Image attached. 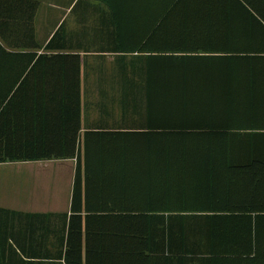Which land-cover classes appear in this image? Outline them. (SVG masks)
<instances>
[{
  "label": "trees",
  "instance_id": "obj_1",
  "mask_svg": "<svg viewBox=\"0 0 264 264\" xmlns=\"http://www.w3.org/2000/svg\"><path fill=\"white\" fill-rule=\"evenodd\" d=\"M225 1L169 0L152 32L219 31L206 19L220 16ZM39 7L36 0H0V164L76 159L71 215L54 231L18 232L13 213L0 208V264H237L240 255L254 261L264 213V124L226 117L264 113V90L193 88L204 57L192 56L190 42H169L183 47L135 56L132 75L146 82L147 112L164 118L163 132L113 139V148L94 147L86 137L82 152L80 57L37 54ZM152 43L134 42L129 50L150 53ZM209 59L210 75L237 77L232 58ZM13 64L15 77L2 70ZM46 67L57 71L38 72ZM46 79L54 83L45 86ZM112 158L162 167L149 170L148 186H135L132 214H83L81 161ZM52 235L54 255L42 247ZM243 243L250 249L240 250Z\"/></svg>",
  "mask_w": 264,
  "mask_h": 264
},
{
  "label": "crops",
  "instance_id": "obj_2",
  "mask_svg": "<svg viewBox=\"0 0 264 264\" xmlns=\"http://www.w3.org/2000/svg\"><path fill=\"white\" fill-rule=\"evenodd\" d=\"M36 1L40 5L35 20L40 47L37 54L80 57L82 152L86 137L94 147L110 145L113 148V139L163 132L160 122L164 118L147 112L146 82H135L132 75L135 56L156 55L167 45L168 48L183 47L169 42H190L192 56L204 57L203 62L197 63L193 88H219L227 92L232 88L240 90L242 95L250 89L260 93L264 90V0L222 2L220 16L206 19V25L219 23V31L192 33L152 32L164 21L162 16L170 7L169 0H113L111 4L96 0ZM134 42H153L152 51L132 53L129 49ZM49 45L52 48L47 49ZM212 57L225 58L227 62L232 58L230 66L236 68L237 77L231 81L221 74L216 75V80L210 75L213 64L209 58ZM2 70L13 73L14 77L19 71L15 64L12 69ZM53 71L57 70L50 67L38 70L40 74ZM128 73L130 80L125 79ZM41 83L50 86L48 83L54 81L46 79ZM226 119L262 125L264 113L232 115ZM159 167L162 166L113 158L82 160L78 173L83 214H132L135 186H148V178L153 173L149 170ZM77 168L76 159L0 164L1 175L11 171L13 174V198L0 197V208L13 213L16 231L29 226L39 233L42 228L54 231L64 217L71 215ZM260 216V243L250 253L255 259L250 261L240 255L237 264H264V213ZM42 247L54 255L53 235ZM250 247L244 243L238 245L240 250ZM20 257L25 259L23 255Z\"/></svg>",
  "mask_w": 264,
  "mask_h": 264
},
{
  "label": "rangeland",
  "instance_id": "obj_3",
  "mask_svg": "<svg viewBox=\"0 0 264 264\" xmlns=\"http://www.w3.org/2000/svg\"><path fill=\"white\" fill-rule=\"evenodd\" d=\"M11 171V170H10ZM0 197L13 198V174L4 172L0 174Z\"/></svg>",
  "mask_w": 264,
  "mask_h": 264
}]
</instances>
